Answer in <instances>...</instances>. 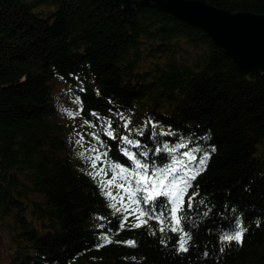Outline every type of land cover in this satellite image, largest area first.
<instances>
[{"label":"trees","instance_id":"16d2710c","mask_svg":"<svg viewBox=\"0 0 264 264\" xmlns=\"http://www.w3.org/2000/svg\"><path fill=\"white\" fill-rule=\"evenodd\" d=\"M201 1L264 13V0ZM121 10L102 0H0V264H264V72L237 70L202 30L154 3ZM58 85L81 96L82 133L92 131L84 119L101 131L90 113L116 126L122 112L131 129L149 120L158 131L170 126L174 136L157 138L170 146L179 138L215 146L188 193L198 185L211 207L207 217L203 206L192 214L188 253L177 254L171 233L166 246L149 228L117 234L119 217L82 171L73 128L61 119ZM109 143L110 157L129 163ZM145 143L156 146L147 136ZM234 217L247 228L243 245H220ZM108 228L114 241L137 246L98 248Z\"/></svg>","mask_w":264,"mask_h":264},{"label":"snow or ice","instance_id":"6c2138e0","mask_svg":"<svg viewBox=\"0 0 264 264\" xmlns=\"http://www.w3.org/2000/svg\"><path fill=\"white\" fill-rule=\"evenodd\" d=\"M70 75H73L77 82L76 89L80 93L85 92L83 80L78 75ZM74 92L75 89L70 86L68 93ZM72 103L77 106L76 110L67 111L66 114L71 119H76L83 114L81 96L75 95ZM109 112H112L111 108ZM117 114L121 123L114 126L111 118L101 117L100 114L92 112L89 114L91 117L103 121L101 131L95 130L97 124L92 123L90 119H84L83 126L92 131L76 132L73 142L80 148L76 155L85 166L82 171L96 183L111 214L119 217L117 234L126 227L149 228L150 235L161 234L160 243L166 246L165 236L171 233L176 237L173 247L177 254L188 253L193 246L192 229L196 227L192 214L200 206L204 207L201 213L203 217H207L211 211V207L201 196L198 185L196 192L191 196L188 193L194 186L193 182L207 170L211 154L216 151L215 146H210V151L205 150L202 144L193 143L192 138H179L170 146L168 140L157 139L174 136L175 133L170 126L167 130L158 131V123L149 120L143 127L131 129L129 128L131 118L125 117L122 112ZM117 128H121L126 134L118 135ZM145 128L150 130L146 133ZM133 134L139 138H134ZM102 136L106 139H102ZM145 136L156 145L155 148L145 143ZM109 141L116 142L117 151L129 163L117 162L110 157ZM161 156L163 160H160ZM232 211L234 213L235 209ZM150 221H155L157 225L155 229L151 228ZM188 221H192L191 224ZM229 223L230 227L222 230L218 237L219 244L242 246L247 228L239 217H234ZM99 227L105 229L106 226L100 224ZM110 233L111 229L108 228L99 234L101 242L97 245L98 248L113 242L123 243L128 247L137 246L134 240L114 241ZM219 251L224 252L225 247L221 246ZM208 255L209 253L205 251L204 256Z\"/></svg>","mask_w":264,"mask_h":264},{"label":"water","instance_id":"95a60500","mask_svg":"<svg viewBox=\"0 0 264 264\" xmlns=\"http://www.w3.org/2000/svg\"><path fill=\"white\" fill-rule=\"evenodd\" d=\"M121 12L154 3L159 10L202 30L232 60L237 70L264 72V13L230 12L201 0H102ZM258 77V75H257Z\"/></svg>","mask_w":264,"mask_h":264},{"label":"rangeland","instance_id":"374dc122","mask_svg":"<svg viewBox=\"0 0 264 264\" xmlns=\"http://www.w3.org/2000/svg\"><path fill=\"white\" fill-rule=\"evenodd\" d=\"M61 86L62 85H58L55 88V93L57 95V105H58L59 110H60L61 119L67 124L68 127L72 126L73 133H74L73 137L75 138L76 132L77 131L81 132L80 120L78 117L76 119H71L66 114L67 111H75L76 110L77 106L72 103V101L74 100L75 97L70 96V95H66L65 90H62ZM63 93H65V94H63ZM0 254L3 257H5L3 247H0Z\"/></svg>","mask_w":264,"mask_h":264}]
</instances>
